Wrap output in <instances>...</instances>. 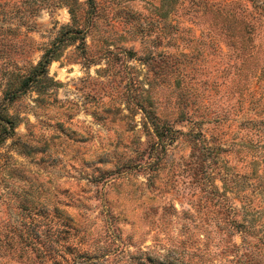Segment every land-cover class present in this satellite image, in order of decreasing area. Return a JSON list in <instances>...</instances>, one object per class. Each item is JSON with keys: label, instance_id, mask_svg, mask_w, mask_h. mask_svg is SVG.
I'll return each mask as SVG.
<instances>
[{"label": "rangeland", "instance_id": "374dc122", "mask_svg": "<svg viewBox=\"0 0 264 264\" xmlns=\"http://www.w3.org/2000/svg\"><path fill=\"white\" fill-rule=\"evenodd\" d=\"M0 264H264V0H0Z\"/></svg>", "mask_w": 264, "mask_h": 264}]
</instances>
